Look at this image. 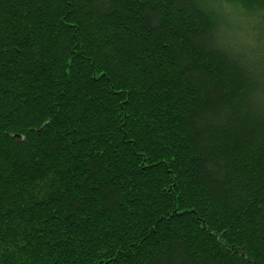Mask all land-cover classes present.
Listing matches in <instances>:
<instances>
[{"label":"trees","instance_id":"trees-1","mask_svg":"<svg viewBox=\"0 0 264 264\" xmlns=\"http://www.w3.org/2000/svg\"><path fill=\"white\" fill-rule=\"evenodd\" d=\"M0 264H264V0H0Z\"/></svg>","mask_w":264,"mask_h":264},{"label":"rangeland","instance_id":"rangeland-1","mask_svg":"<svg viewBox=\"0 0 264 264\" xmlns=\"http://www.w3.org/2000/svg\"><path fill=\"white\" fill-rule=\"evenodd\" d=\"M229 19H232V21H233V17L232 16H229ZM230 21V20H229ZM232 21H230V23L229 24H231L232 23Z\"/></svg>","mask_w":264,"mask_h":264}]
</instances>
